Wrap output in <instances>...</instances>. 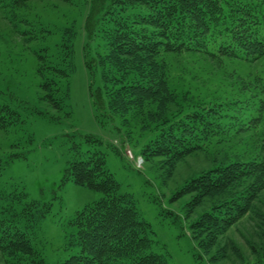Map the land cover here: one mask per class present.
Instances as JSON below:
<instances>
[{"label":"trees","instance_id":"1","mask_svg":"<svg viewBox=\"0 0 264 264\" xmlns=\"http://www.w3.org/2000/svg\"><path fill=\"white\" fill-rule=\"evenodd\" d=\"M33 1L41 0H0V7L20 9ZM92 2L87 41L102 44L86 55L85 65L92 77L101 78V86L91 90L98 113L125 121L130 113L152 118L155 124L141 148L147 159L176 161L216 151L211 166L192 175L177 192L190 195L192 204L208 197L217 202L191 225L195 238L212 247L263 201L264 0ZM65 33L59 56L37 55L42 98L58 113L65 108L74 70L76 32ZM179 56L201 57L215 69L224 68L222 93L187 100L172 79L170 59ZM154 105L157 111L152 113ZM31 113L60 119L37 109ZM24 118L0 101V130L20 125ZM237 140L242 141L233 146ZM224 145L230 147L222 153ZM74 149L79 152V146ZM14 157L19 155L11 154L10 159ZM3 168L0 160V175ZM69 181L103 197L77 212L72 221L76 234L69 244L80 252L59 264H168L155 252L150 225L141 218L134 198L120 192L101 152L70 161L63 184ZM51 206L30 200L24 189L0 191L4 264H48L35 249L31 233Z\"/></svg>","mask_w":264,"mask_h":264},{"label":"rangeland","instance_id":"2","mask_svg":"<svg viewBox=\"0 0 264 264\" xmlns=\"http://www.w3.org/2000/svg\"><path fill=\"white\" fill-rule=\"evenodd\" d=\"M92 3L41 0L20 9L0 7V101L25 117L24 123L0 130L4 166L0 191L24 189L30 200L52 205L31 233L35 249L48 264L62 263L80 252L78 246L69 244L76 234L72 221L78 211L103 194L72 181L63 184V178L70 161L101 152L120 192L134 198L141 218L150 225L155 252L165 256L168 264H264V193L254 213L207 247L203 238H195L191 225L217 202L208 197L192 204L190 195L178 196L177 192L192 175L211 166L209 160L216 151L197 152L176 161L147 159L141 148L155 124L152 118L130 113L125 121L98 113L91 90L101 86V78L99 74L92 77L85 65L86 55H93L102 44L87 41L85 25L91 21ZM68 29L76 32L74 70L65 108L58 113L42 98L37 55L59 56ZM170 62L174 85L180 93H187V100L222 93L224 68L215 69L213 63L195 56L171 57ZM32 109L60 119L33 116ZM151 109L155 113L156 105ZM228 147L221 146L220 151L225 153ZM11 154L19 157L10 159ZM3 262L0 253V264Z\"/></svg>","mask_w":264,"mask_h":264}]
</instances>
